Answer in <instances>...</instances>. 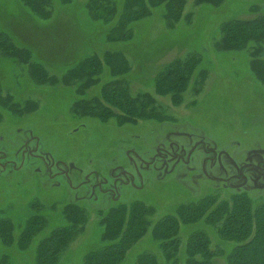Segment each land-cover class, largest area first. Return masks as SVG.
<instances>
[{
    "label": "rangeland",
    "instance_id": "374dc122",
    "mask_svg": "<svg viewBox=\"0 0 264 264\" xmlns=\"http://www.w3.org/2000/svg\"><path fill=\"white\" fill-rule=\"evenodd\" d=\"M86 1L71 0L68 4H60L55 0L51 16L42 20L32 17L29 10L18 0H0V31L8 33L17 45L30 48L32 60L41 63L49 74L53 73L58 77L69 66L92 54L120 50L126 55L131 66L127 78L130 93H148L153 100L152 115L126 121L120 110L112 108L111 111L120 114V120L109 116L100 121L94 116L81 113L80 117H85L86 123L92 129L91 149L104 147L100 146L102 141L107 145L131 133L149 134L148 129L153 126L160 139L169 131H172L169 140H177L189 146L199 138L208 154L214 155L204 161L202 171L200 155H197L199 165L196 169L201 180L196 187H192L193 193L182 196L186 193L185 189L176 185V177L171 175L162 180L164 186L156 188V200L141 201L152 205L154 211L148 216L146 233L127 250L119 264H136L137 256L143 252L153 253L157 264H165L158 242L152 237V228L165 215L175 214V208L180 202L197 200L208 193L217 194L219 200H230L233 192L246 194L253 204L261 201L256 197L258 193L255 192L257 187L254 184L252 186L247 183L245 187H241L239 180L230 179L225 184L221 181H209L205 176L226 177L235 171V166L246 162L256 163L259 158L264 159V84L251 72L248 50L221 51L215 46L223 22L232 18L254 17L257 13L250 10L251 6L258 8L259 13H264V0H225L217 7L205 3L195 5L194 0H185L184 13H191L190 20L187 23L179 21L173 29L165 28L162 7H155L149 17L133 24L134 37L128 42H106L104 30L107 26L89 18ZM262 45L258 57L264 59V43ZM190 54L201 56V62L195 69L196 77L189 80L185 89L171 94L155 92L154 77L161 68L175 58ZM107 78L104 68L101 81L97 85L76 95L72 85L36 81L26 65H19L11 58L0 56V119L5 116L3 114L6 110L15 114L18 111L24 113L27 109L26 112L32 117L33 132L42 137L39 133L41 132L47 136L49 142L56 141L59 144L48 150L54 158H72L77 168L81 169V174L91 168L99 171L105 164L104 149H97L95 158V152L77 139L75 146L66 153L61 146L64 140L61 137L63 125L60 119L68 116L70 119L76 118L73 116V102L98 95L100 85ZM11 102H16V111L8 109H12ZM27 104L29 108L23 109ZM38 115L40 118L36 119ZM186 134H191V137ZM79 152L87 158L81 161L77 157ZM174 167L177 169L180 166L176 164ZM244 172L250 179L251 170L247 167ZM193 177L194 173H187L183 182L189 184ZM217 185L219 189L214 190ZM0 186V207H4L10 200L9 190L18 194V189H8L2 184ZM30 189L32 196L42 193L39 188L31 185ZM56 190L57 192L50 195L52 198L56 195L54 201L51 198L32 200L30 212L26 207L29 196L19 195L16 198L10 212L15 224L14 237L17 236L25 217L35 210L43 212L46 223L34 235L26 249L20 250L15 245H4L0 242V264H35L34 252L39 242L54 229L66 224L62 215L65 202L58 197L62 188ZM262 195L260 198L264 199V194ZM120 201L122 203L116 204L133 203L131 199ZM76 204L86 213L85 229L76 234L59 252L56 264H83V257L88 251L104 244L100 238L102 226L99 219L111 207L110 203L100 204L97 200L90 199ZM198 229H203L209 236V247L215 252L214 264H226L225 255L236 244L223 241L215 227L207 226L201 221L179 224V264H184L188 236Z\"/></svg>",
    "mask_w": 264,
    "mask_h": 264
},
{
    "label": "trees",
    "instance_id": "16d2710c",
    "mask_svg": "<svg viewBox=\"0 0 264 264\" xmlns=\"http://www.w3.org/2000/svg\"><path fill=\"white\" fill-rule=\"evenodd\" d=\"M18 1L29 10L32 17L42 20L51 16L55 3V0ZM56 1L60 4L71 2ZM224 1L194 0V4L205 3L217 7ZM185 3V0H87L85 6L92 21L107 26L104 30L106 42H128L134 37L133 24L149 17L155 7H162L166 29H173L181 20L187 23L191 13H184ZM250 10L257 14L252 18H232L220 25V36L215 46L221 51L248 50L251 72L264 84V59L258 57L264 43V13H259L258 8L253 6ZM0 56L11 58L19 65H26L36 81L72 85L76 95L97 85L106 68L108 78L100 85L99 94L73 102V113L77 116L84 113L100 121L109 116L120 120V114L111 111L112 108L120 110L126 121L152 115L153 100L148 93H130L127 78L131 66L120 50H105L101 54L86 56L69 66L58 77L53 73L49 74L41 63L32 60L30 48L17 45L8 33L0 31ZM200 62L201 56L190 54L164 65L154 77L155 92L171 94L183 91L195 76V69ZM11 104L12 109L7 105L8 109L16 111V102ZM26 108H29L28 104L23 107ZM132 202L129 205H113L102 213L99 224L102 226L100 238L104 244L88 251L83 257V264H119L127 250L144 236L149 225L148 216L153 213L154 207L141 201ZM62 215L66 224L54 229L39 242L34 252L35 264H56L59 252L76 234L85 229L86 213L76 203L63 206ZM199 221L215 227L223 241L236 244L225 255L226 264H264V200L253 204L251 198L244 193H234L230 200H219L217 194L208 193L197 200L180 202L175 208V214L159 219L152 228V237L158 242L165 264H179V224ZM45 223L43 212L35 210L25 219L14 237L13 221L2 218L0 242L15 245L20 250L26 249ZM209 244L206 231L198 229L191 232L185 244L184 264H214L215 252L210 249ZM136 264H157V260L153 253L143 252L137 256Z\"/></svg>",
    "mask_w": 264,
    "mask_h": 264
},
{
    "label": "flooded vegetation",
    "instance_id": "af4514ba",
    "mask_svg": "<svg viewBox=\"0 0 264 264\" xmlns=\"http://www.w3.org/2000/svg\"><path fill=\"white\" fill-rule=\"evenodd\" d=\"M3 115L6 118L2 116L0 119V185L12 190L18 189V194L9 190L10 200L6 206L0 207V220L6 218L13 221L10 212L13 210V202L19 195L29 196L26 203L29 209L31 201L36 198L44 200L51 198L50 200L54 201L56 195L53 198L50 195L57 192L58 188H62V193L58 197L65 202L63 206L80 201L84 203L85 200L90 199L97 200L100 204L107 202L112 206L122 203L120 200L123 199L156 200L158 198L156 188L164 186L162 180L172 175L176 177L178 182L176 185L185 189L186 193L182 195L185 196L187 193H193L192 187H196L201 180L199 178L201 175L196 169L199 165L197 155H200L201 171L204 168V161L214 157L213 154H208V150L199 138L190 146L177 140H169L172 131L160 139L159 133H155L156 129L153 126L148 129L149 134L131 133L107 145L102 141L100 146L104 145V147L91 149L90 125L86 123L85 117L73 115L76 118L70 119L68 116L60 119L63 125L61 137L64 140L60 144L66 153L75 146L77 139L82 145L95 152V158L97 149H104L103 168H99V171L91 168L81 174V169L77 168L72 158L67 159L65 156V159H60L52 156L48 150L59 144L56 141L49 142L47 136L41 132L39 133L42 137L33 132L32 117L29 112L25 110L24 113L18 111L14 114L6 110ZM35 118H40V115ZM186 136L191 137V134ZM194 153L197 154L192 157ZM77 157L81 161L87 158L80 152ZM98 160L97 158L96 161ZM176 164L180 166L177 169L174 167ZM247 167L251 170L250 179L244 172ZM187 173L190 175L194 173L189 184L183 182ZM205 177L209 181H221L225 184L230 179L239 180L241 187H245L247 183L252 186L254 184V187H257L254 188L258 193L257 199L264 200L260 198L264 194L263 158H259L256 163L246 162L235 166V171L226 177L209 175ZM30 185L39 188L42 193L32 196ZM215 189H219V186L217 185ZM1 201L0 195V203Z\"/></svg>",
    "mask_w": 264,
    "mask_h": 264
}]
</instances>
